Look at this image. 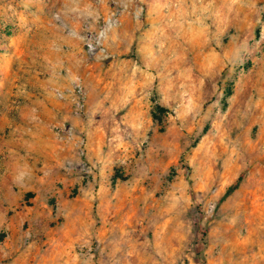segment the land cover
<instances>
[{"label":"rangeland","instance_id":"obj_1","mask_svg":"<svg viewBox=\"0 0 264 264\" xmlns=\"http://www.w3.org/2000/svg\"><path fill=\"white\" fill-rule=\"evenodd\" d=\"M51 20L81 46L84 127L74 182L27 205L23 264H264V0H0L6 107L37 48L17 25Z\"/></svg>","mask_w":264,"mask_h":264},{"label":"crops","instance_id":"obj_2","mask_svg":"<svg viewBox=\"0 0 264 264\" xmlns=\"http://www.w3.org/2000/svg\"><path fill=\"white\" fill-rule=\"evenodd\" d=\"M17 28L25 34L39 31L37 48L15 65L24 82L18 81L8 107L0 102V233L6 232L0 239V264L24 263V254L18 256L25 238L23 224L27 205L40 199L38 192H49L55 183L66 190L75 180L74 129L67 127L83 128L84 122L75 114L71 92L75 78L84 80L88 74L80 44L58 22L19 23ZM47 30L54 31L52 37L44 36ZM34 35L22 38L24 46L35 44ZM31 77L36 83L29 84ZM7 95L0 93L3 99ZM13 253L18 257L12 261Z\"/></svg>","mask_w":264,"mask_h":264},{"label":"trees","instance_id":"obj_3","mask_svg":"<svg viewBox=\"0 0 264 264\" xmlns=\"http://www.w3.org/2000/svg\"><path fill=\"white\" fill-rule=\"evenodd\" d=\"M241 182V177L238 179V181L233 184L227 191V194L226 195H230L234 190L237 189V187L239 186V183Z\"/></svg>","mask_w":264,"mask_h":264},{"label":"built area","instance_id":"obj_4","mask_svg":"<svg viewBox=\"0 0 264 264\" xmlns=\"http://www.w3.org/2000/svg\"><path fill=\"white\" fill-rule=\"evenodd\" d=\"M79 91H80L81 96L84 97V94L85 93H84L83 89L80 88ZM84 106H85L84 103L83 102H80L79 105H78V110H80V111L82 110L83 111Z\"/></svg>","mask_w":264,"mask_h":264}]
</instances>
